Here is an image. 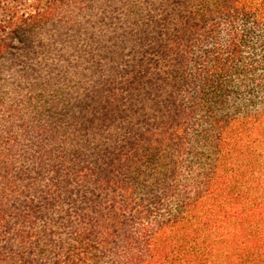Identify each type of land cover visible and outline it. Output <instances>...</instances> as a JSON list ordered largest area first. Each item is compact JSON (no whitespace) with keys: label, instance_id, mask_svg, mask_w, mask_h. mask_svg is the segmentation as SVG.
I'll list each match as a JSON object with an SVG mask.
<instances>
[{"label":"trees","instance_id":"trees-1","mask_svg":"<svg viewBox=\"0 0 264 264\" xmlns=\"http://www.w3.org/2000/svg\"><path fill=\"white\" fill-rule=\"evenodd\" d=\"M0 264H264V0H0Z\"/></svg>","mask_w":264,"mask_h":264}]
</instances>
